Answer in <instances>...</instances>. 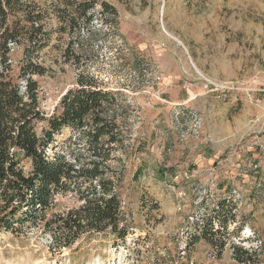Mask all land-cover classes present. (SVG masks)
Segmentation results:
<instances>
[{
    "label": "rangeland",
    "instance_id": "obj_1",
    "mask_svg": "<svg viewBox=\"0 0 264 264\" xmlns=\"http://www.w3.org/2000/svg\"><path fill=\"white\" fill-rule=\"evenodd\" d=\"M33 1L48 12L36 76L47 116L80 73L120 93L129 140L113 168L133 227L116 245L100 234L62 249L41 225L3 231L0 264H239L233 245L264 256V0H98L118 13L98 5L79 39L60 29L63 0ZM221 199L236 214L224 248L196 236ZM80 204L59 194L50 212Z\"/></svg>",
    "mask_w": 264,
    "mask_h": 264
},
{
    "label": "trees",
    "instance_id": "obj_2",
    "mask_svg": "<svg viewBox=\"0 0 264 264\" xmlns=\"http://www.w3.org/2000/svg\"><path fill=\"white\" fill-rule=\"evenodd\" d=\"M63 1L58 7L60 29L77 39L82 31L92 34L98 5L103 13H118L105 1ZM47 14L33 0H0V232L20 234L41 225L59 249L100 234L111 236L116 245L133 227L120 198L121 177L113 168V162L121 160L117 152L126 151L129 140L120 93L103 86L95 75L80 73L61 96L60 109L47 116L36 79L47 72L38 60L48 44ZM15 48L20 50L17 65ZM65 130L70 134L62 138ZM67 192L77 195L80 206L50 212L57 196ZM234 209L227 200H218L206 210L202 224L196 223L201 229L197 239L224 248ZM233 250L239 264H264L257 250L238 245Z\"/></svg>",
    "mask_w": 264,
    "mask_h": 264
},
{
    "label": "built area",
    "instance_id": "obj_3",
    "mask_svg": "<svg viewBox=\"0 0 264 264\" xmlns=\"http://www.w3.org/2000/svg\"><path fill=\"white\" fill-rule=\"evenodd\" d=\"M234 89H237L236 86H232V85H227V86H218V87H215V88H211L209 90L213 91V92H216V95L218 97H221L223 95H226V93L228 91H231V90H234Z\"/></svg>",
    "mask_w": 264,
    "mask_h": 264
}]
</instances>
